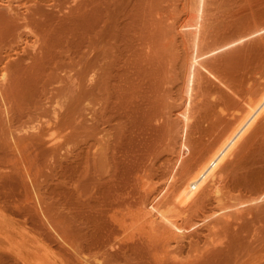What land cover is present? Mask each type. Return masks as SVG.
I'll return each instance as SVG.
<instances>
[{
	"label": "rangeland",
	"instance_id": "rangeland-1",
	"mask_svg": "<svg viewBox=\"0 0 264 264\" xmlns=\"http://www.w3.org/2000/svg\"><path fill=\"white\" fill-rule=\"evenodd\" d=\"M197 2L0 0V264H264V200L208 224L218 203L206 188L174 210L199 223L184 238L143 215L173 166L175 182L191 175L264 80V31L252 34L264 0H203L198 49H216L205 56L216 77L194 72L183 133L192 38L179 24ZM260 163L264 116L222 164L223 202L264 187Z\"/></svg>",
	"mask_w": 264,
	"mask_h": 264
},
{
	"label": "bare ground",
	"instance_id": "bare-ground-1",
	"mask_svg": "<svg viewBox=\"0 0 264 264\" xmlns=\"http://www.w3.org/2000/svg\"><path fill=\"white\" fill-rule=\"evenodd\" d=\"M202 1L203 0H198V2H197V6H196V8L194 10V14H193L194 19L191 22H181L179 24V27H181V28H188L187 30L189 31V33H191L190 36L192 38V48L190 50L188 77H187L186 89H185V101H182V103L184 102L182 104L183 109L182 110L179 109V111H180L179 114H180V117H181V120L183 123V127H182L183 133H184L185 124L189 119V108H190V104H191V100H192V81H193L194 72L195 71H202L203 73H207L213 77H216L214 75V73L212 72V70L210 69V67L207 66L208 64L205 63V61H206L205 56H207L208 52L214 51L216 49L214 48V49H211V50L206 51V52H200L198 49L197 39H198V33H199L200 25H201V17H202V12H203ZM262 31H264V25H263V27H260L255 32H253L252 34L254 35V34L260 33ZM46 39H48V38H46ZM46 39L44 41L49 40V39L48 40H46ZM70 71H68V72H70ZM91 76L93 77L92 73H91L90 77L88 74L89 78H91ZM1 79L3 80V78H1ZM87 80H92V78L91 79L87 78ZM183 100H184V98H183ZM244 102L246 103L245 110L239 115L238 114L235 115L234 113H231V115L233 116V119L230 122V124L228 125L229 127L222 132V135H220V138L212 146L210 151H208V153L200 159L199 163L197 165H195V168L193 167L194 172L192 171V173H190L191 175L187 174L186 178L183 176L184 179L180 178L181 180L178 179L179 181L175 182V178H176L175 174L176 173L173 170L175 166H173V169L171 171H169V174L167 175L168 177H166L167 180L165 179L166 182H163L162 187H158L155 195L153 193V195H151V199H148L147 201H145V203H144L145 210H144L143 215L145 217V220L148 223L150 222V225H152V223L158 219L162 220L166 223V226L168 227V229L171 231L172 234L178 236L177 238H179V236L180 237L183 236V238H184V235L186 236V234H187L186 231L187 230L189 231V229L195 228V225L198 222L195 221L194 223H191L190 225L187 224L188 226H185L184 222L187 223L186 222L187 220L185 219L186 221L182 222V224H181L177 220L178 218L176 219L175 216H178V215L175 213L174 210H177L176 209L177 207H180L181 211L184 209L182 212L177 210L179 212V214L182 213V215H183V213H185V211H186V209L184 208L185 207L184 204L186 202L193 200L196 196L201 194L206 188H209L210 190L213 191L214 198L218 203V207H216V209L213 211V213L210 215L204 216V218L202 219V221L206 220V222L208 221L207 220L208 218H210L211 216H214V215H215L216 219L219 218L218 216L220 214L225 215V217H226L228 215L227 214L228 209L231 210V208H235L238 212V211H240V209H243L245 207V205H248L249 203H254L255 205H258V203H261V201L264 200V187H262L261 189H259V192L255 196L250 195L247 199H244V200L240 199V200L233 202V203H231V202L226 203V202L222 201V198H223L222 194H221L222 188H220L221 186L218 185V183L220 182L218 180V178H219V174L221 175L220 172L222 171L221 170L222 164L229 157L232 156V154L234 153V151L236 150L238 145L241 143L243 138L246 136V134L249 132V130L253 127V125L256 123V121H258L259 118L264 116V80L260 83V87L258 88L257 95L253 98H249L247 100H244ZM61 105H59V103H58V106L57 105H56L57 107L55 106L56 110L58 112L56 114V118H58L57 117V115H59L58 110L60 109L59 106H61ZM58 107H59V109H57ZM54 110L55 109H53L52 113L54 112ZM54 116L55 115L53 113V115L49 116L48 118L50 119V117H54ZM48 118H47V120H48ZM37 119H34L30 122L34 123L33 121H35V123H39L38 121L40 119L36 122ZM50 120H48V122H50ZM30 122H28V125L31 124ZM26 123L24 125H26ZM43 123L46 124L47 122L43 121ZM39 124H41V123H39ZM48 124L53 125L52 123L51 124L48 123ZM35 125L36 124H34L32 126H35ZM49 125L46 124V126H48L47 127L48 130L49 131L51 130L50 131L51 133L49 131H47V132H49L50 135L46 132H45V135H43L44 133H42V135L46 136V138L50 136L49 137V142H51L50 145H52V143L54 145H56V143H60L57 140H60L63 137V136H61V135H63L62 131L60 132L61 135H59L57 133V132H59V130L57 131V128H55L54 126L50 127L52 129H56L57 132L55 134L61 136V138L58 136L60 138L59 139L56 135L54 136L55 130L49 129ZM55 126H57V125L55 124ZM38 127H40V125ZM36 128H37V126H36ZM47 128H46V130H47ZM30 129H31V127H30ZM32 130H34V129H32ZM12 136L15 138V134H13ZM43 136L40 139H42ZM13 140H15V139H13ZM43 140H44V138H43ZM65 141L66 140H64V142ZM58 145L60 146V144H58ZM62 145H64V144H62ZM179 145H180V151H179V156L175 162L176 164H177V161L179 160V157L182 156L185 151H187V145L185 144V142L183 140H181ZM59 146H54L53 149H51V150H50V147L48 149L50 151H53V150L57 149V147H59ZM61 147L62 146H60L59 148H61ZM256 160L259 162L260 159H256ZM256 160L250 161L251 164L249 163L248 165L251 166L254 163V161H256ZM257 161H256V163H257ZM256 163H254V164H256ZM260 164L263 165L262 163H260ZM261 165H259V166L261 167ZM256 168H257V166H256ZM262 168H261L262 170H260V172L264 171V165ZM250 171L251 170H249V172ZM257 171H259V170H257ZM260 172H257L259 175V181L261 183H264V176H263L264 172H263V174H261ZM245 173L247 174V171ZM260 175H262V176H260ZM248 178H250V177H248ZM159 188H161V189H159ZM246 208H247V206L244 209H246ZM257 208H258V206H257ZM263 208H264V206H263ZM164 209H167V210H164ZM261 212L263 213L264 209H262L260 211V214H261L260 216L264 217V215ZM216 215H218V216H216ZM221 215H220V217H221ZM183 220L184 219H182V220L180 219V221H183ZM211 221L209 219L208 224ZM214 221H216V220H214ZM213 222L211 223V224H213V225H211L212 227L214 226ZM176 236H175V239H177ZM173 238H174V236H173ZM179 240H181V239H179ZM175 241H176V243H178L177 240H175ZM14 244H16V243H14ZM10 246H11V243H10ZM8 247H9V245H8ZM40 248H39V251L42 250V248L41 249ZM43 250L42 251L45 252V249H43ZM36 254L37 253H35V255ZM30 256H32V255L30 254ZM39 256L40 255H38V257ZM47 258L49 259V257H47ZM84 259H85V257H83L82 258L83 261L88 260L87 258L85 260ZM32 260H34V259H32ZM39 260L42 262V260H43L42 257L41 258L39 257ZM51 261H52V259H51ZM35 262L38 263L37 258H36ZM53 262H55V261H53ZM44 263H46V262H44ZM50 263H52V262H49V264ZM41 264H43V263H41Z\"/></svg>",
	"mask_w": 264,
	"mask_h": 264
}]
</instances>
